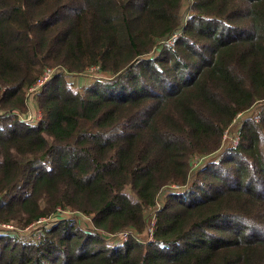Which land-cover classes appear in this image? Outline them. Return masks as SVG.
Instances as JSON below:
<instances>
[{"label": "trees", "instance_id": "16d2710c", "mask_svg": "<svg viewBox=\"0 0 264 264\" xmlns=\"http://www.w3.org/2000/svg\"><path fill=\"white\" fill-rule=\"evenodd\" d=\"M4 225L0 264H264V0H0Z\"/></svg>", "mask_w": 264, "mask_h": 264}, {"label": "rangeland", "instance_id": "374dc122", "mask_svg": "<svg viewBox=\"0 0 264 264\" xmlns=\"http://www.w3.org/2000/svg\"><path fill=\"white\" fill-rule=\"evenodd\" d=\"M94 74H85V76H83V77H80V78H77V79H75L74 80V83H73V85H72V88L74 89V90H78V91H81V90H83L86 86H88V85H90L91 83H92V76H93ZM102 77H105L104 75H101ZM96 77H98L97 75H96ZM105 78H107V77H105ZM34 98V97H33ZM29 105H30V107H31V111H30V113L25 117V119H26V121L28 122V121H33V120H36L37 118H38V115H37V112H36V110H35V106H34V100L32 99L30 102H29ZM255 115V112L254 111H251L248 115H246V116H242V117H240L238 120H237V122L235 123V125H233L232 127H231V129H230V131H229V133H228V137H227V140L226 141H229L231 138L232 139H235L236 138V135H237V132H238V127L240 128L241 127V123L244 121V119L246 118V117H249V116H254ZM238 135H239V133H238ZM240 137V136H239ZM199 165V162H197L196 163V165ZM171 190H173V191H178V193H181L180 191H182L183 190V188H181L180 187V189H178V188H175V189H173V188H171ZM176 193V192H175ZM63 216H65L64 218H66V217H68L69 219H72V220H75V221H77L78 222V224H79V226L80 227H82V228H84V229H91V221H90V219L88 218V217H86V216H82V215H80V216H78V217H74V216H72V215H63ZM59 219H63L62 217H60V218H55L54 220H59ZM41 226L39 225V226H37V227H34V228H32V229H27V230H25V231H20V230H18V231H20L19 232V234H21L23 237H30L32 234H34V233H36L37 231H38V229L40 228ZM6 229H8V228H4V227H0V232L1 231H5ZM10 230V229H9ZM12 232H14V231H16V230H11ZM17 232V231H16ZM147 233V232H146ZM144 236V238H143V240H145L146 242L148 241V237H147V234H145V235H143ZM119 239H120V241H124V240H126V237L125 236H119Z\"/></svg>", "mask_w": 264, "mask_h": 264}, {"label": "built area", "instance_id": "2783aa9c", "mask_svg": "<svg viewBox=\"0 0 264 264\" xmlns=\"http://www.w3.org/2000/svg\"><path fill=\"white\" fill-rule=\"evenodd\" d=\"M177 37L175 36L173 39H172V42L176 39ZM59 72V70L57 69H47L44 74L40 77V79L36 82V84L30 89L29 91V99L30 101L33 99V97L40 93V91L45 87V85L54 77V75ZM237 122V121H236ZM235 122V123H236ZM234 123V125H235ZM239 127H238V132H237V135H236V138L235 139H230L229 141H226L227 140V137H228V133L230 131V129L228 131H226L225 133V136H224V139L226 141V144H229V146H232V147H236L239 143V140H240V137L238 135L239 133ZM173 189L177 188V187H172ZM59 213H61L62 217H65L63 215H70L71 213L69 211H64V210H61L59 209ZM47 221V220H46ZM41 222H45L44 220H41L39 223ZM4 228H8L6 230L8 231H11V230H15V226L14 225H4ZM10 229V230H9ZM153 227H151L148 232H147V237H148V241L147 242H151L153 240ZM121 236H125L127 237V235L123 234Z\"/></svg>", "mask_w": 264, "mask_h": 264}, {"label": "crops", "instance_id": "0c3cea01", "mask_svg": "<svg viewBox=\"0 0 264 264\" xmlns=\"http://www.w3.org/2000/svg\"><path fill=\"white\" fill-rule=\"evenodd\" d=\"M36 110V109H35Z\"/></svg>", "mask_w": 264, "mask_h": 264}]
</instances>
